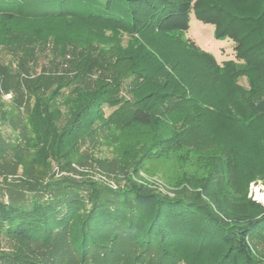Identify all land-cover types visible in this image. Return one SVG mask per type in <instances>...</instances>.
Here are the masks:
<instances>
[{
  "label": "trees",
  "instance_id": "trees-1",
  "mask_svg": "<svg viewBox=\"0 0 264 264\" xmlns=\"http://www.w3.org/2000/svg\"><path fill=\"white\" fill-rule=\"evenodd\" d=\"M191 17L234 57L184 37ZM48 41L66 65L29 76ZM0 46L20 54L0 97L25 111L16 142L0 132V264H264V204L247 196L264 185V0H0ZM89 143L113 147L95 162L123 185L68 174ZM167 158L201 174L172 193L134 180Z\"/></svg>",
  "mask_w": 264,
  "mask_h": 264
},
{
  "label": "rangeland",
  "instance_id": "rangeland-1",
  "mask_svg": "<svg viewBox=\"0 0 264 264\" xmlns=\"http://www.w3.org/2000/svg\"><path fill=\"white\" fill-rule=\"evenodd\" d=\"M192 21L193 26L191 27ZM198 22L200 21L195 20L193 17L190 18L189 27L187 31L184 32V37L189 38L202 49L211 52L215 56L217 62L233 58L234 52L232 48V41L229 39H215L212 36L213 26L211 24H206L204 27H201L202 25H199ZM202 32L205 33L203 34ZM201 38L206 41H202ZM126 41L127 35L122 34L121 44L125 45ZM19 56V53H14L10 49L0 46V63L2 65H7L12 72L20 73L17 60V57ZM62 64L66 65L65 61H61V57L54 51L52 43L48 41L43 48H38L35 59L29 65L28 75L38 73L43 69L48 71L61 70ZM97 73H99V71L96 70L93 77H96ZM239 83L246 86V81L243 77L239 78ZM61 109L64 110L63 106H61ZM110 110L111 109L105 107L106 114L109 113ZM2 113L4 115V119L2 118ZM23 121H25L24 109H19L15 101L2 95L0 97V132L3 138L10 142H16V133ZM80 153L83 155L84 160H80L81 163L74 162L73 164L77 166L78 169L71 170V173L68 172L69 175L71 174L76 178L92 179V175L95 176L96 173H100L116 180L120 186L125 183V179L122 174H117L105 167L103 168L95 162V160L99 159L105 160V163L109 164L116 155L112 146L105 143H94L93 145L91 143L84 144ZM51 164L52 168L53 166H56L54 162ZM181 165L180 161H177L175 158L156 160L147 163L142 170L133 175V178L136 181L143 182L151 188L159 189L164 193H172L170 190V183L173 184L174 180L181 174L183 169L189 173L195 171L201 174V171L198 169L196 170L197 167H195V165H193L189 160L186 164H184L185 166ZM15 173L21 174V168H18V170L16 169ZM11 175L6 171H0V176H2L1 180L4 176L11 177ZM260 184L261 183L259 181L256 183H250L247 196L264 204V199L257 195L258 192L264 193V185ZM1 249L8 250L9 247L3 242L1 244ZM257 249L259 252H264V243H259Z\"/></svg>",
  "mask_w": 264,
  "mask_h": 264
},
{
  "label": "built area",
  "instance_id": "built-area-1",
  "mask_svg": "<svg viewBox=\"0 0 264 264\" xmlns=\"http://www.w3.org/2000/svg\"><path fill=\"white\" fill-rule=\"evenodd\" d=\"M3 95L6 96L7 98H11L12 97V93L11 92H8V93L3 94ZM72 166H73V169H78V167L75 166L74 164H72ZM52 172L56 176H61V175H66L67 174L66 171L60 170L57 166H53ZM1 177L2 176H0V181H1ZM8 177H10V176H8ZM91 177H92V180L98 181V182H100L102 184H105V185H107V186H109L111 188H114V189L118 188L120 186V184L116 180H114V179H112L110 177H107L105 175H102L100 173H96L95 176L92 175Z\"/></svg>",
  "mask_w": 264,
  "mask_h": 264
},
{
  "label": "bare ground",
  "instance_id": "bare-ground-1",
  "mask_svg": "<svg viewBox=\"0 0 264 264\" xmlns=\"http://www.w3.org/2000/svg\"><path fill=\"white\" fill-rule=\"evenodd\" d=\"M193 24V23H192ZM191 26H193V25H191ZM198 28V27H197ZM199 29V28H198ZM203 34L205 33V32H202ZM204 38V37H203ZM203 38H201L202 39V41L204 40V41H206L205 39H203ZM201 41V40H200ZM208 41V40H207ZM257 195H259V196H261V198L262 199H264V193H261V192H258L257 193Z\"/></svg>",
  "mask_w": 264,
  "mask_h": 264
},
{
  "label": "crops",
  "instance_id": "crops-1",
  "mask_svg": "<svg viewBox=\"0 0 264 264\" xmlns=\"http://www.w3.org/2000/svg\"><path fill=\"white\" fill-rule=\"evenodd\" d=\"M194 21V20H193ZM192 21V22H193ZM199 23V25H202L201 27H204L206 24H203V23H201V22H198ZM203 45H204V43H203Z\"/></svg>",
  "mask_w": 264,
  "mask_h": 264
}]
</instances>
